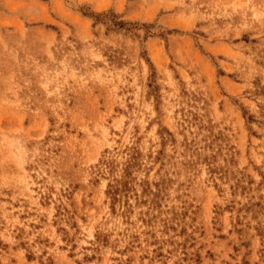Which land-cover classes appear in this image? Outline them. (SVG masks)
I'll use <instances>...</instances> for the list:
<instances>
[{"label":"rangeland","instance_id":"374dc122","mask_svg":"<svg viewBox=\"0 0 264 264\" xmlns=\"http://www.w3.org/2000/svg\"><path fill=\"white\" fill-rule=\"evenodd\" d=\"M0 264H264V0H0Z\"/></svg>","mask_w":264,"mask_h":264}]
</instances>
